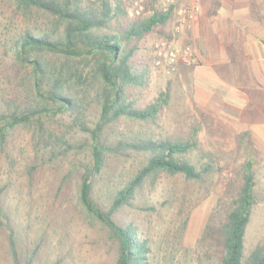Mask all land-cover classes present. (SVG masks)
<instances>
[{
  "label": "rangeland",
  "instance_id": "obj_1",
  "mask_svg": "<svg viewBox=\"0 0 264 264\" xmlns=\"http://www.w3.org/2000/svg\"><path fill=\"white\" fill-rule=\"evenodd\" d=\"M133 1L124 0L128 11ZM177 4L196 5L191 0H177ZM150 10L153 5L146 1L142 15L128 16H147ZM196 12L180 32L175 31L170 13L164 24L155 26L140 42L137 57L147 63V70L141 85L126 92L135 106L144 107L168 90V102L158 117L144 123L123 118L112 127L115 134L138 130L173 139L195 136L197 147L186 155L192 163H198L202 150L216 156L213 172L203 179L161 176L153 187L145 184L140 189L135 207L117 215L118 222H132L137 236L147 241L151 264H220L222 251L209 229L224 220L241 183V165L248 157L253 162L256 201L246 228L245 253L264 237V57L259 60L256 47L249 44L236 48L244 49L245 57L243 52L231 56L234 70L228 69V61H215L211 42L218 38V31L192 28ZM48 21L34 12L24 19L11 1L0 0V94L8 87L18 88L19 76L13 78L15 62L22 64L25 76L32 72L31 66L16 58L13 43L18 33L25 26H50ZM186 47L191 59L185 58ZM170 49L176 52L172 62L166 58ZM227 50L231 54L235 47L229 45ZM215 51L218 56V46ZM7 78L13 81L8 83ZM1 102L0 97V106ZM91 116L96 119V111ZM43 118L48 130L74 144L84 140L68 113L43 114ZM4 140L0 143V264H9L10 231L23 264L27 252H34L30 264H114L116 244L76 196L85 152L75 147L78 154L73 148L67 155L46 160L30 175L28 167L37 157L36 133L20 127ZM142 163L138 154L128 159L107 156L93 179L92 199L107 208L113 192ZM179 210L189 216L183 233Z\"/></svg>",
  "mask_w": 264,
  "mask_h": 264
},
{
  "label": "trees",
  "instance_id": "obj_2",
  "mask_svg": "<svg viewBox=\"0 0 264 264\" xmlns=\"http://www.w3.org/2000/svg\"><path fill=\"white\" fill-rule=\"evenodd\" d=\"M7 1L24 19L39 13L50 26H25L13 43L16 58L31 66L32 72L25 76L22 64L15 62L13 78L19 76L18 88L8 87L0 94V143L16 128L33 129L37 157L28 167L30 175L46 160L67 155L75 147L85 152L76 196L116 244L114 264H151L146 256L147 241L137 236L132 222H118L117 215L126 207L136 206V197L145 184L153 187L161 176L177 174L199 181L213 172L216 159L214 153L205 150L197 164L186 157L197 147L195 136L173 139L138 130L115 134L112 128L123 118L155 121L168 102L169 92L165 90L146 106H135L126 90L140 86L147 70V63L137 57L141 40L155 26L164 24L170 11L153 9L147 16L130 18L124 0ZM93 111L96 119H92ZM59 112L68 113L72 126L84 134L81 144L46 128L43 114ZM132 154L143 157L142 165L113 192L108 207L103 208L91 197L95 175L101 172L107 156L128 159ZM255 201V173L248 157L241 165V183L228 203L224 220L209 229L222 251L220 264H264V237L245 253V233ZM179 216L183 233L189 216L182 210ZM1 219L0 205V224ZM6 245L9 264H23L12 231ZM33 253L27 252L24 264H30Z\"/></svg>",
  "mask_w": 264,
  "mask_h": 264
},
{
  "label": "crops",
  "instance_id": "obj_3",
  "mask_svg": "<svg viewBox=\"0 0 264 264\" xmlns=\"http://www.w3.org/2000/svg\"><path fill=\"white\" fill-rule=\"evenodd\" d=\"M197 5L198 11L190 22L192 28H205L218 31V38L211 42L214 60L232 63L239 52L243 57L247 52L237 50L239 46L249 44L256 47L259 60L264 57V0H191ZM263 32V33H262ZM252 38L249 43L248 36ZM235 47L231 54L227 47ZM216 46L219 47L218 56ZM245 55V56H244ZM228 69L234 70L233 64Z\"/></svg>",
  "mask_w": 264,
  "mask_h": 264
},
{
  "label": "built area",
  "instance_id": "obj_4",
  "mask_svg": "<svg viewBox=\"0 0 264 264\" xmlns=\"http://www.w3.org/2000/svg\"><path fill=\"white\" fill-rule=\"evenodd\" d=\"M149 1L153 5V9L162 12L170 11L174 16V29L176 32L183 30L185 25L194 16L197 5H183L177 4V0H134L132 3L131 11H128L130 16H140L145 12V2ZM126 7V6H125ZM127 9V8H126ZM152 10L149 11V13ZM183 52L185 53V58L191 59V53L189 47H186ZM176 57V52L174 49H170L166 53V58L172 62Z\"/></svg>",
  "mask_w": 264,
  "mask_h": 264
}]
</instances>
